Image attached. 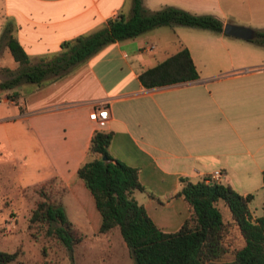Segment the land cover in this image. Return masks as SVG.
<instances>
[{
    "label": "crops",
    "instance_id": "1",
    "mask_svg": "<svg viewBox=\"0 0 264 264\" xmlns=\"http://www.w3.org/2000/svg\"><path fill=\"white\" fill-rule=\"evenodd\" d=\"M126 1L0 0V21H13L12 34L30 61L49 60L46 54L61 51L64 41L90 34L118 14L129 16L132 3ZM254 4L264 11V0ZM163 27L111 43L50 83H32L25 95L14 94L16 108L1 119L5 147L35 168L26 175L18 170L17 185L57 178L67 219L83 238L102 234L109 242L114 229L99 232L101 215L77 176L95 130L111 131L110 155L138 169L145 190L132 196L162 231L178 230L189 215L176 195L181 178L196 181L220 170L217 182L241 194L264 189V60L241 43H225L223 31L216 32L218 40L189 45L162 39ZM182 46L198 78L145 88L138 72ZM99 105L108 109L105 121L89 118ZM44 166L51 171L34 177ZM46 174L51 176L42 180Z\"/></svg>",
    "mask_w": 264,
    "mask_h": 264
},
{
    "label": "trees",
    "instance_id": "2",
    "mask_svg": "<svg viewBox=\"0 0 264 264\" xmlns=\"http://www.w3.org/2000/svg\"><path fill=\"white\" fill-rule=\"evenodd\" d=\"M175 25L223 31L222 21L214 15L196 14L173 5L149 11L142 0H132L129 16L118 14L109 18L102 28L64 41L61 52L48 61L30 65L29 56L12 34V26L7 25L1 40L22 67L14 77L0 81V89H11L22 81L37 85L50 83L111 43L157 27ZM257 36L264 38V31L255 32ZM197 78V69L185 46L138 72V79L145 88ZM111 139V131L93 132L87 160L78 168L77 176L91 192L101 215L99 232L108 233L117 227L131 251L134 264H264V213L253 217L250 210L252 193L241 194L229 184L205 183L204 178L196 181L181 178L176 195L186 201L189 215L178 230L162 231L145 207L133 198L135 190H145L139 181L138 169L110 155ZM262 177L264 181V170ZM63 192L62 187L61 197ZM41 195L45 196V193L41 192ZM220 203L229 209V218L223 216ZM30 221L47 224V233L54 234L70 253L83 240V235L67 219L61 200L38 202ZM233 229L241 238V245L235 248L226 241ZM228 254L230 257L226 258ZM0 264L22 263L17 251L10 253L0 249Z\"/></svg>",
    "mask_w": 264,
    "mask_h": 264
},
{
    "label": "rangeland",
    "instance_id": "3",
    "mask_svg": "<svg viewBox=\"0 0 264 264\" xmlns=\"http://www.w3.org/2000/svg\"><path fill=\"white\" fill-rule=\"evenodd\" d=\"M160 1H166L165 4L173 5L197 14H211L216 16L224 23L230 22L237 25L249 27L251 29L264 30V11L257 10L254 0H142L143 6L149 11L159 9L163 4ZM132 3L127 0L126 4ZM255 8L250 10L249 7ZM197 7V8H190ZM13 21L8 19L0 21V81L8 80L14 77L22 66L16 63L8 50L6 44L1 40V34L7 25ZM13 25V24H12ZM11 25V26H12ZM15 26V24H14ZM166 33L161 35L162 39L170 43H176L179 39L189 45L202 43L205 41L218 40V33L209 30L184 25H175L163 27ZM148 32V31H147ZM146 33V32H145ZM16 35V32L14 31ZM225 43H241L255 51L258 59L264 60V38L254 37L251 40L238 39L231 36L222 37ZM155 41L157 38H153ZM233 47V46H232ZM237 49V47H233ZM61 51L52 50L47 53L48 57H54ZM236 55L237 50H232ZM250 57V56H248ZM48 60L33 59L30 65L42 64ZM32 83L22 81L11 89H0V96L5 100L0 102V123L3 115L16 108V104L10 102L14 94L25 95L31 88ZM6 94H5V93ZM5 131L0 125V249L6 252H18V260L22 264H134V258L127 245H123V239L119 229H113L108 240L104 235L99 237L88 236L83 238L82 242L76 245L70 253L54 234L47 233L48 225L39 222H31L30 216L36 208L37 203L43 200L50 202H59L61 200V188L56 179H47L51 175L46 174L42 180L31 178V183L25 186H18V170L26 175L34 165L31 159L23 160L17 154L6 148ZM92 157V156H91ZM51 168L42 167L36 171V176L45 175ZM40 181V182H38ZM36 182V183H35ZM33 183V184H32ZM45 193V196L41 195ZM254 198L250 203V210L257 215L264 213V189L260 188L252 192ZM220 210L225 218H229V209L222 203L219 204ZM107 240V241H106ZM232 248L241 245V238L236 229H233L226 238ZM111 248L110 250H103ZM109 244V245H107ZM230 255H226L229 258Z\"/></svg>",
    "mask_w": 264,
    "mask_h": 264
},
{
    "label": "built area",
    "instance_id": "4",
    "mask_svg": "<svg viewBox=\"0 0 264 264\" xmlns=\"http://www.w3.org/2000/svg\"><path fill=\"white\" fill-rule=\"evenodd\" d=\"M5 99L6 97L4 98L2 95L0 96V102ZM108 116H109L108 109L105 105H99L89 113V118L97 121H105L108 119ZM221 176H222V172L220 170H214L211 174L204 177V182L205 183L217 182Z\"/></svg>",
    "mask_w": 264,
    "mask_h": 264
},
{
    "label": "water",
    "instance_id": "5",
    "mask_svg": "<svg viewBox=\"0 0 264 264\" xmlns=\"http://www.w3.org/2000/svg\"><path fill=\"white\" fill-rule=\"evenodd\" d=\"M223 33L244 40H251L255 37V31L253 29L230 22L223 25Z\"/></svg>",
    "mask_w": 264,
    "mask_h": 264
}]
</instances>
